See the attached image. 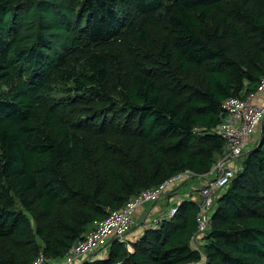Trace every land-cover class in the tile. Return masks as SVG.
Masks as SVG:
<instances>
[{"label":"trees","instance_id":"obj_1","mask_svg":"<svg viewBox=\"0 0 264 264\" xmlns=\"http://www.w3.org/2000/svg\"><path fill=\"white\" fill-rule=\"evenodd\" d=\"M114 40L123 61L103 51ZM263 75L264 0H0V264H56L142 190L188 171L169 200L201 180L226 151L224 101ZM52 81L100 103L93 118L56 112ZM234 160L204 230L202 182L136 240L73 264H264V118Z\"/></svg>","mask_w":264,"mask_h":264},{"label":"built area","instance_id":"obj_2","mask_svg":"<svg viewBox=\"0 0 264 264\" xmlns=\"http://www.w3.org/2000/svg\"><path fill=\"white\" fill-rule=\"evenodd\" d=\"M259 89L264 92V75L259 80ZM226 116L217 126V132L225 139V154L219 158L210 172L201 177L205 187L201 190V210L199 230L208 225L206 210L212 202L214 190L224 186L238 166H231V162L239 157L247 141L257 130L264 118V106L252 101L251 96L245 98L229 97L224 101ZM190 174L188 171L180 173L162 182L157 187L146 188L137 196L130 199L124 207L110 212L105 218L93 221V227L84 238L76 242L66 256L56 264H73L82 258H87L104 248L111 240H124L133 225L136 209L145 203L156 201L164 195L169 186L177 184ZM174 207H168L166 215L171 216ZM130 249V245H127ZM30 264H47L41 252Z\"/></svg>","mask_w":264,"mask_h":264},{"label":"crops","instance_id":"obj_3","mask_svg":"<svg viewBox=\"0 0 264 264\" xmlns=\"http://www.w3.org/2000/svg\"><path fill=\"white\" fill-rule=\"evenodd\" d=\"M248 96H251V99L254 103L263 105L264 106V92L258 88L250 93ZM257 135L254 132L250 139L246 143V148L252 144ZM186 184H183V186L178 189L181 193H178V190L175 192H172V197L169 198V200L166 199H161L159 201H154L151 203H145L138 207L134 213V226L131 227V230L129 233L126 235V238L128 241H134L136 240L145 228L149 227L150 225L154 224V222L162 215L164 214L163 212L166 211L168 208L169 204L173 202V200L178 199L182 196H188L189 192L193 194L194 192L192 190H200L202 181L200 179L198 180H187ZM190 183L189 185H187ZM174 186V185H173ZM173 186H169V189L173 190ZM176 186H179L176 184ZM175 186V188H176ZM174 188V189H175ZM197 194V193H196ZM180 196V197H179ZM196 196V195H193ZM105 251V250H104ZM102 253L99 254H103ZM97 256V255H96ZM77 263V262H75Z\"/></svg>","mask_w":264,"mask_h":264},{"label":"rangeland","instance_id":"obj_4","mask_svg":"<svg viewBox=\"0 0 264 264\" xmlns=\"http://www.w3.org/2000/svg\"><path fill=\"white\" fill-rule=\"evenodd\" d=\"M103 51L106 54L110 53L112 55H115L118 59L123 61L125 58H127L129 49H128V47H126V44L121 46L119 40H114V41L109 42L107 45H104ZM130 56H132V55H130ZM79 68L84 70V68L81 65H79ZM115 82H116L115 77L111 73V77H110V80L108 83V86H109V88L111 87V90H114ZM48 92H49V97L51 98L48 100L49 104H53V102H55L56 100H60L63 102L62 103L63 105H57L55 111L58 113L64 112L65 116L75 117L77 115H82V117L88 116V119H90V118H93V115L91 113L92 111L89 108V106L95 107V106L101 105L100 103L95 102V99L87 100L84 103H78L77 101H74L75 94L67 95V91L64 90L62 83H55L53 81L50 82ZM64 99H66V100H64ZM68 100H71L70 103H66ZM90 101H92V102H90ZM72 102H75V103H72ZM73 105L77 106L78 108H73ZM81 106H84V108H82ZM41 107L43 109L45 108V106H41ZM72 109H74V110L71 111ZM97 122L98 121L96 120L92 124H96ZM255 133H256V135L258 134V128H257V130H255ZM256 139H257V137H256ZM233 165L238 166L237 169H239L241 167V165H238V161H235V160L231 162L232 167H233ZM189 184L190 183H188L187 185H189ZM179 193H181V192H179ZM133 219H134V217H133ZM132 226H134V220H133Z\"/></svg>","mask_w":264,"mask_h":264},{"label":"water","instance_id":"obj_5","mask_svg":"<svg viewBox=\"0 0 264 264\" xmlns=\"http://www.w3.org/2000/svg\"><path fill=\"white\" fill-rule=\"evenodd\" d=\"M260 130H261V128H262V126H263V120L261 121V123H260ZM260 141H261V138H260V140H259V143H260Z\"/></svg>","mask_w":264,"mask_h":264}]
</instances>
